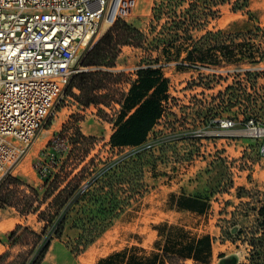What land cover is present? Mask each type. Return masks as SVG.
Returning a JSON list of instances; mask_svg holds the SVG:
<instances>
[{
    "label": "rangeland",
    "instance_id": "1",
    "mask_svg": "<svg viewBox=\"0 0 264 264\" xmlns=\"http://www.w3.org/2000/svg\"><path fill=\"white\" fill-rule=\"evenodd\" d=\"M195 9L199 10L198 19L192 18ZM123 20L139 28L145 37L141 45H123L116 65L109 68L124 73L119 88L127 91L130 81L138 77L137 70L148 65L163 66L170 79L171 99L142 146L147 148L145 191L78 254L71 247L79 231L70 222L63 239L52 241L45 264H104L102 259L129 248L135 257L147 262L155 253H162L168 242H189L206 231L216 233L214 256L208 263L188 258L181 264H249L250 234L239 235L237 231L242 227L249 230L256 222L253 208L263 200L264 183L256 181L264 178L263 137L252 127L264 129V0H140L135 14ZM219 44H243L245 52L249 51L245 48L255 47V54L263 59L253 62L246 53L247 59L229 62L223 51L217 50ZM189 51L194 59L204 57L206 63L198 61V65L178 69V63H193L187 59ZM214 60L221 63L213 64ZM78 65L87 68L82 59ZM252 97L261 107L258 114L250 106ZM120 108L119 103L83 107L65 91L10 175L18 180L11 185V195L19 198L25 184L38 189L40 197L34 208L21 215L17 207L2 204L6 185L0 191V242L8 246L1 264H28L35 254L37 237L25 228L46 234L61 210L44 194L40 165L36 166L38 160L46 159L41 152L48 142L71 115H77L82 131L97 138L91 156L118 157L119 149L112 148L109 140L115 129L112 119ZM225 117L235 121L233 136L223 133L220 120ZM241 130L245 134L238 135ZM57 146L66 148L60 155L59 160H63L71 146ZM171 195H202L208 206L202 213L175 207ZM6 215L20 216L19 222H6ZM17 224L24 228L13 235ZM167 264H171L169 260Z\"/></svg>",
    "mask_w": 264,
    "mask_h": 264
},
{
    "label": "trees",
    "instance_id": "2",
    "mask_svg": "<svg viewBox=\"0 0 264 264\" xmlns=\"http://www.w3.org/2000/svg\"><path fill=\"white\" fill-rule=\"evenodd\" d=\"M198 14L199 10L195 9L192 18L198 19ZM144 37L139 28L123 19L117 20L82 59V64L89 69L77 72L71 79L66 93L72 95L80 106L120 104L119 113L112 119L115 129L109 140L112 148L119 149V156L106 159L99 154L91 156L97 138L82 131L77 115H71V119L64 123L62 129L41 152L42 156L46 155V159L38 160L36 165L37 167L40 165L38 171L44 181V194L52 197L61 210L46 234L42 235L25 228V231H30L37 237V243L34 244L35 254L28 264H42L52 241L56 238L63 239L70 222L71 227L79 231L71 247L72 252L77 254L82 252L113 223L115 217L124 213L133 200L142 196L145 191L144 156L147 148L142 146L146 143L151 130L163 117L166 104L171 99L170 79L164 74L163 66L148 65L137 70V79L130 81L131 85L126 91L119 88V84L124 81V73L109 69L116 65L123 45H141ZM243 46L237 44L230 47L227 44H219L216 48L220 52L223 51L229 62L247 59L246 53L253 62L263 59V55L255 54L257 52L255 47L254 50L251 46L245 48L249 50L245 52ZM257 47L259 51L260 46ZM210 50L211 48L208 51ZM187 57L193 63H178V69L198 65V61L206 63L204 57L194 59L190 51ZM212 63L220 64L221 60H214ZM249 101L250 106L255 107L252 108L255 114H258L261 109L258 99L252 97ZM237 103L238 101L233 105ZM249 119L250 117L246 116L244 120ZM258 119L256 117V121ZM59 144L71 146L63 160L59 159L66 148L57 146ZM126 148L130 149L125 151ZM51 152L54 154L53 158ZM52 167L57 170H53ZM15 181L18 182L16 178L8 176L0 186L1 191L6 185V195L3 197L2 194L1 198L2 204L17 207L21 215L29 214L40 197V192L37 188L25 184L26 188H22L21 196L17 198L16 195H11V185ZM244 203H247L246 206L249 205V202ZM177 206L202 213L208 202L202 195H182L177 201ZM76 208L78 215L74 216ZM253 209L257 211L256 222L249 230L243 227L238 229L237 234L247 236L250 234L247 240L251 247L249 264H264V191L261 204ZM22 228H24L22 224H17L13 235H17ZM222 231L224 234V228ZM228 233L230 235V231ZM210 256L212 237L207 234L189 242L180 239L168 242L164 245L162 253H155L147 262L133 256L127 264H156L157 261L159 264H167L168 260L171 264H181L182 260L188 258L208 263ZM122 259L123 257L117 256L113 258L112 255L102 259V263L122 264Z\"/></svg>",
    "mask_w": 264,
    "mask_h": 264
},
{
    "label": "built area",
    "instance_id": "3",
    "mask_svg": "<svg viewBox=\"0 0 264 264\" xmlns=\"http://www.w3.org/2000/svg\"><path fill=\"white\" fill-rule=\"evenodd\" d=\"M140 0H0V186L54 113L80 59ZM226 136L235 121L220 120ZM263 137L264 131L252 127ZM243 135L242 130L237 133Z\"/></svg>",
    "mask_w": 264,
    "mask_h": 264
},
{
    "label": "crops",
    "instance_id": "4",
    "mask_svg": "<svg viewBox=\"0 0 264 264\" xmlns=\"http://www.w3.org/2000/svg\"><path fill=\"white\" fill-rule=\"evenodd\" d=\"M256 176L258 177V175H256ZM262 179H264V178H261V179L260 178H257L256 181L258 183L262 184V183H264L262 181ZM171 197L172 198H175L174 199V205H175V207H178L177 206V201H178V199H180L181 196H179V195H171ZM199 216H201V215H199ZM204 217H203V221H204ZM19 219H20V216H17V215H6V222H9V220H10V221H13L16 224L17 222H19ZM207 234H210L211 237H212V256H210V258H211L215 254V247H214L215 238H214V236H216V233H213L212 231H206V232H204L202 234H198L196 237L194 236L193 238H196L197 239V238L202 237L203 235H207ZM190 238L191 237H189V239ZM7 248H8V246H6L4 243H1L0 242V261L2 259V256L4 255V253L6 254V249ZM117 251H119V252H116V254L113 255V258H115L116 256L117 257H121V258L123 257L122 264H127V262L129 261L130 257H133L134 256L132 254L130 248L127 250V252H126V250L125 251L117 250ZM124 254H126V256H124ZM47 259H48V256H46V258L44 259V262L42 264H45L47 262ZM0 264H1V262H0ZM120 264H121V262H120Z\"/></svg>",
    "mask_w": 264,
    "mask_h": 264
},
{
    "label": "bare ground",
    "instance_id": "5",
    "mask_svg": "<svg viewBox=\"0 0 264 264\" xmlns=\"http://www.w3.org/2000/svg\"><path fill=\"white\" fill-rule=\"evenodd\" d=\"M262 131H264V129ZM249 132H251V131H249Z\"/></svg>",
    "mask_w": 264,
    "mask_h": 264
}]
</instances>
